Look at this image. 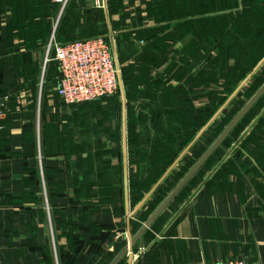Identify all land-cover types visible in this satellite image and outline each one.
<instances>
[{
    "label": "crops",
    "instance_id": "obj_1",
    "mask_svg": "<svg viewBox=\"0 0 264 264\" xmlns=\"http://www.w3.org/2000/svg\"><path fill=\"white\" fill-rule=\"evenodd\" d=\"M193 1L0 0V264H109L213 142L214 80L186 77L183 45L166 39L211 13ZM55 25L57 42L101 35L144 77L167 71L141 93L162 107L126 109L122 79L120 109L116 94L62 103L44 62ZM241 119L117 264H264V92Z\"/></svg>",
    "mask_w": 264,
    "mask_h": 264
},
{
    "label": "rangeland",
    "instance_id": "obj_2",
    "mask_svg": "<svg viewBox=\"0 0 264 264\" xmlns=\"http://www.w3.org/2000/svg\"><path fill=\"white\" fill-rule=\"evenodd\" d=\"M255 1L259 2V0H194V7L195 5H199L200 11L207 12V10H209L211 12L209 13L210 15L201 13V15L204 16L201 17L200 20L194 21L193 24L189 23L180 26L177 31L178 36H169L166 38L168 41L177 40L180 42V46L183 45L181 46L182 52L175 55L177 61L180 60L184 63V69L182 71L186 74V77H193L194 82L199 81L200 78L207 81L214 80V85H212V87L214 88L215 104L216 106L223 105L215 121L211 123L209 127H206L204 132L206 136L204 145L212 142L214 137L216 138V136H218L227 123L264 81V61H262L261 65L255 70V65L258 63L255 62L257 57L261 56L259 60L264 57V50H262L263 44L260 40L261 36L264 35V26H262L264 24V8L262 7V5L264 6V0H260L262 5L258 6L263 11H254L251 14L253 19L246 18L244 14L245 9H247L246 3L251 2L256 5ZM191 2L192 0H187L189 7V12L187 13H192ZM253 7L257 8V6ZM186 31H188L189 34H186ZM181 33H184L183 37L180 35ZM106 39L108 40L107 37ZM155 41H160L161 46L166 43L165 38H155L154 42ZM113 45L120 64V75L124 85L123 88L129 95V100L125 101L126 109L131 110L133 107L143 108L146 106L154 107V105L156 108L160 109L164 104L163 102L146 101L144 99L145 96L141 93L145 92L144 90L149 87V82L169 79L168 77L171 75L167 74L165 70L153 68L149 70L148 78L144 77L145 70L142 68H134L135 58L131 57L127 51L120 54L116 42ZM167 45H170V43H167ZM261 50L263 52L259 53ZM146 56L150 57L148 60L149 62H158L162 60L161 56H163V53L161 54L159 51H155ZM252 63L256 64L253 65ZM245 75L248 76L247 81L243 85L242 83L238 84L242 77H247ZM236 77L237 80L233 81V78ZM146 78L148 81L145 84ZM168 82L170 84V80H168ZM235 86H240V88L233 94L236 88ZM117 93L118 90L116 93L107 96L117 95ZM139 93L140 99L138 100L136 95ZM115 98L114 107L120 109L118 95ZM87 102L88 101L80 102L73 105L82 106ZM189 103L190 101H185V104ZM147 104H149V106ZM36 106H39L38 101ZM211 107L209 109H211ZM92 108L91 110L93 114H95L94 109L96 108ZM201 117H203V115H201L200 118ZM39 124L38 116H35L32 128L36 134L37 141L39 136ZM240 125H243V119L237 123V127ZM37 156L38 159H40L39 152ZM183 169H185V167ZM183 169L180 171V174ZM166 189L167 187L163 190L165 191Z\"/></svg>",
    "mask_w": 264,
    "mask_h": 264
},
{
    "label": "built area",
    "instance_id": "obj_3",
    "mask_svg": "<svg viewBox=\"0 0 264 264\" xmlns=\"http://www.w3.org/2000/svg\"><path fill=\"white\" fill-rule=\"evenodd\" d=\"M53 1L61 2L63 6L67 2V0ZM55 29L56 25L47 43L44 62H55L56 94L59 100L64 104H76L115 93L119 89L121 69L114 46H111L101 35L57 42ZM4 101L5 97L0 98V118L5 113ZM143 250V247H140L138 251L143 252ZM215 264H247V262L241 258H234Z\"/></svg>",
    "mask_w": 264,
    "mask_h": 264
},
{
    "label": "water",
    "instance_id": "obj_4",
    "mask_svg": "<svg viewBox=\"0 0 264 264\" xmlns=\"http://www.w3.org/2000/svg\"><path fill=\"white\" fill-rule=\"evenodd\" d=\"M119 85L122 88L121 75H119ZM264 92V81L255 90V92L250 96V98L243 104L239 111L233 116V118L227 123L223 130L218 134V136L213 140L209 147L204 151V153L198 158L194 165L186 172L178 184L169 192V194L164 198V200L159 204V206L152 212V214L147 218V220L142 224V226L136 231V233L129 238L128 244L122 248V250L113 258L109 264H117V262L124 256H127L128 250L134 246L136 241L139 239L144 230L152 223V221L157 217V215L163 210V208L175 197V195L181 190V188L186 184V182L191 178V176L199 169V167L205 162L209 155L218 147V145L223 141V139L230 133L233 127L238 123V121L243 117V115L253 106L257 99Z\"/></svg>",
    "mask_w": 264,
    "mask_h": 264
},
{
    "label": "trees",
    "instance_id": "obj_5",
    "mask_svg": "<svg viewBox=\"0 0 264 264\" xmlns=\"http://www.w3.org/2000/svg\"><path fill=\"white\" fill-rule=\"evenodd\" d=\"M254 10H251V11H249V12H253ZM258 11H263L262 9H260V10H258ZM263 26H264V24H263ZM75 39V38H74ZM71 40V39H70ZM260 40H261V43L263 44V46H262V50H264V35L263 36H261V38H260ZM67 41H69V40H67ZM66 42V41H65ZM260 51L259 53H261V52H263V51ZM264 53V52H263ZM262 53V54H263ZM257 56V55H256ZM261 57V56H260ZM260 57H257V60L255 61V62H257L259 59H260ZM50 62H53L54 64H55V62L54 61H50ZM253 64V63H252ZM255 64V63H254ZM253 64V65H254ZM253 65H251V66H253ZM242 73H243V71H242ZM235 77V76H234ZM227 79H229V78H227ZM237 80V77L236 78H233V81H236ZM230 81H232V80H230ZM203 120H204V118H200V124L201 123H203Z\"/></svg>",
    "mask_w": 264,
    "mask_h": 264
}]
</instances>
